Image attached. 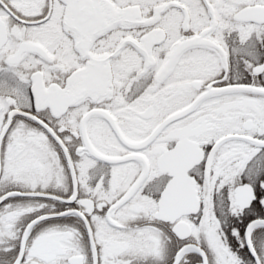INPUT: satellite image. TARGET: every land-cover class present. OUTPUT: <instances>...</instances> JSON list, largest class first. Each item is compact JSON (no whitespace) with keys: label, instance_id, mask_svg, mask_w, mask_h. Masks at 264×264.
Instances as JSON below:
<instances>
[{"label":"snow or ice","instance_id":"obj_1","mask_svg":"<svg viewBox=\"0 0 264 264\" xmlns=\"http://www.w3.org/2000/svg\"><path fill=\"white\" fill-rule=\"evenodd\" d=\"M0 264H264V0H0Z\"/></svg>","mask_w":264,"mask_h":264}]
</instances>
